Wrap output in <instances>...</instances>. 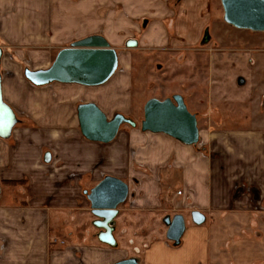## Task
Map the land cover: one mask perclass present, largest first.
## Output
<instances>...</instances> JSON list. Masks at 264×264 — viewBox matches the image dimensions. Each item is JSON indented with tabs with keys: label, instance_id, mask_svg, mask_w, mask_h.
<instances>
[{
	"label": "rangeland",
	"instance_id": "obj_1",
	"mask_svg": "<svg viewBox=\"0 0 264 264\" xmlns=\"http://www.w3.org/2000/svg\"><path fill=\"white\" fill-rule=\"evenodd\" d=\"M168 4L173 14L158 16L155 19L159 23L144 28L143 19L147 17H131L128 30L109 33L120 64L106 84L86 87L53 83L44 88L46 106L52 110L66 109L65 119L73 123L77 131H80L77 107L88 101L100 104L108 119L120 113L138 126L124 125L115 139L118 145H125L126 152L125 161L114 166L117 171L108 165L106 147L99 146L100 157L95 168L77 172V177L68 179L67 184L73 187L82 184L77 195L84 206L53 211L49 224L35 225L24 218L19 222L11 216V211L4 214L7 207L33 203L30 192L35 189L26 178L13 183L1 180L0 209H5L0 210V264H34L38 258L43 259L46 232L51 254L47 263L102 264L98 253L89 250L102 242L95 226L97 219L83 192L92 189L105 174L124 175L131 187L128 200L120 205L122 211L119 210L114 220L117 223L124 218L114 233L117 241L114 248L127 251L129 259L141 264L155 255L153 260L159 264L164 252L157 250L153 254L149 250L146 253V246L157 240L172 243L167 239V220H173L176 215H183L187 222L192 219L193 210L182 203L184 196L179 195L182 190L173 180L176 177L173 171H182L187 161L193 163L206 158L207 162L218 158L223 171L227 153L223 148L213 149L208 132L261 128L262 123L257 120H264V32L239 30L227 24L221 0H171ZM11 7L19 14L16 22L28 18L26 14L21 16L26 8L3 0L2 11L6 13L2 16L3 23L11 19ZM40 34H46V42L7 50L16 57L13 68L24 80L26 69L49 68L62 49L81 38L73 36L68 41H54L52 31H40ZM129 39L137 40L138 47L128 48ZM241 78L246 81L243 86L238 84ZM177 94L184 97L188 109L198 118L201 135L197 145L185 146L168 135L141 130L146 103L153 98L165 100ZM37 187L42 188V185ZM243 220L244 229L253 227L248 234L250 238L245 230L241 232V227L228 228V218L217 219L214 224L207 216L204 225L212 234L209 249L212 262L219 253L217 247L222 246L223 259L225 253L237 254L234 264H264V221L248 224L247 216H243ZM35 231L38 234L34 236ZM43 263L46 264V259L41 261Z\"/></svg>",
	"mask_w": 264,
	"mask_h": 264
},
{
	"label": "crops",
	"instance_id": "obj_2",
	"mask_svg": "<svg viewBox=\"0 0 264 264\" xmlns=\"http://www.w3.org/2000/svg\"><path fill=\"white\" fill-rule=\"evenodd\" d=\"M11 1L29 11L22 13L21 16L26 14L28 18L19 23L16 22L19 14L11 7V19H6L3 23L2 16L6 13L2 11L3 0H0V49L3 53L0 62V87L3 102L16 119L10 135L7 138L0 136V181L12 180L10 182L13 183L20 178H26L35 190L30 192L33 203L16 208L7 207L3 212L6 214L11 211V216L19 222L24 218L35 225L49 224L52 222L53 211L83 208L84 205L77 195L82 184L78 183L73 187L67 181L83 171L95 168L100 157L99 146L106 147L104 151L108 165L111 170L117 171L114 166L125 161V145H118L116 140L110 144H101L85 139L81 131H77L73 123L65 119L66 109L58 107L52 110L46 106V97L43 95L46 86L37 87L24 80L13 68L16 57L7 50L14 47L24 48V44L28 43L46 42V34H40V31L46 30L55 33L52 37L54 41H68L73 36H81V40L92 35H102L111 44L109 33L128 30L131 17H147L143 19V27L147 28L151 23L160 22L155 19L158 16L173 14V8L168 4L171 0H165V3L164 0ZM111 46L113 47L112 44ZM245 83L244 79H239L240 86ZM92 103L98 105L96 101ZM98 106L102 109L100 104ZM257 121L262 123L261 128L208 132V140L213 149L223 148L227 153L223 171L218 158H212L213 161L210 162L205 161L207 158L203 161L196 159L193 163L187 161L182 171H173L176 176L173 180L180 184L178 187L182 190L181 196H184L182 203H187L193 211H200L206 221L207 216H210L211 223L214 224L217 219L228 218V228L241 227V232L245 230L249 238V231L253 227H242L245 223L243 216L249 219L248 224L264 221V120ZM106 176L116 177L127 183L130 196L131 187L125 180L126 176L105 174L100 180L97 179L99 183ZM38 185H42V188L37 187ZM92 189L85 190L84 195L87 197ZM249 208L256 210L248 211ZM230 215L235 218H229ZM122 220L124 218L117 223L114 221L113 233ZM36 234L37 231L33 233L34 236ZM48 239L46 232V247L43 249L46 256L42 255L43 259L38 258L34 264H41L45 259L46 264H50L47 263L51 259ZM211 241L210 228L204 224L197 225L191 219L186 221V230L180 245L157 240L148 248L146 246L144 251L147 253L151 250L154 254L157 250H162L164 253H161L159 264H234L233 258L237 254L225 253L226 257L223 259L220 254L223 251L222 246L217 247L219 253L216 252L217 256L212 262L209 253ZM93 246L89 250L98 253L102 264H115L130 258L123 249H115L102 243ZM152 257L154 259L157 256ZM153 259L147 257L143 264H158Z\"/></svg>",
	"mask_w": 264,
	"mask_h": 264
},
{
	"label": "water",
	"instance_id": "obj_3",
	"mask_svg": "<svg viewBox=\"0 0 264 264\" xmlns=\"http://www.w3.org/2000/svg\"><path fill=\"white\" fill-rule=\"evenodd\" d=\"M224 20L227 24L240 30L264 32V0H221ZM209 33H205V42ZM128 48L138 47L136 40H129ZM0 49V62L2 58ZM119 69L118 51L102 35H92L75 41L68 48L62 49L52 65L47 69H26L27 81L37 87L53 83L78 84L97 87L106 84ZM77 117L81 134L91 142L110 144L117 138L124 125L136 128L138 124L123 114H116L113 119L95 103H81L77 107ZM16 119L10 108L4 104L0 87V136L7 138ZM143 132L165 134L186 146L197 145L200 141L198 118L191 113L182 95L159 100L150 99L144 108ZM129 186L124 181L106 176L96 185L87 198L92 214L97 221L95 226L101 230L98 239L105 245L115 247L113 223L118 216L120 205L129 197ZM2 187L0 183V198ZM192 220L197 225L205 223L206 218L200 211H193ZM169 226L167 239L180 245L186 230L183 215L167 220ZM115 264H141L136 259H126Z\"/></svg>",
	"mask_w": 264,
	"mask_h": 264
},
{
	"label": "built area",
	"instance_id": "obj_4",
	"mask_svg": "<svg viewBox=\"0 0 264 264\" xmlns=\"http://www.w3.org/2000/svg\"><path fill=\"white\" fill-rule=\"evenodd\" d=\"M179 195H182V192H179Z\"/></svg>",
	"mask_w": 264,
	"mask_h": 264
},
{
	"label": "flooded vegetation",
	"instance_id": "obj_5",
	"mask_svg": "<svg viewBox=\"0 0 264 264\" xmlns=\"http://www.w3.org/2000/svg\"><path fill=\"white\" fill-rule=\"evenodd\" d=\"M101 232V230H99V233Z\"/></svg>",
	"mask_w": 264,
	"mask_h": 264
},
{
	"label": "trees",
	"instance_id": "obj_6",
	"mask_svg": "<svg viewBox=\"0 0 264 264\" xmlns=\"http://www.w3.org/2000/svg\"><path fill=\"white\" fill-rule=\"evenodd\" d=\"M9 184H11V183H9Z\"/></svg>",
	"mask_w": 264,
	"mask_h": 264
}]
</instances>
